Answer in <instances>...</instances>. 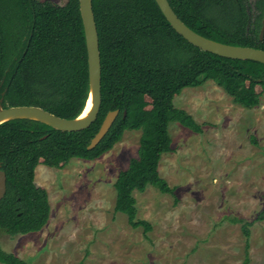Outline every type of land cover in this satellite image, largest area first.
<instances>
[{
    "label": "trees",
    "instance_id": "1",
    "mask_svg": "<svg viewBox=\"0 0 264 264\" xmlns=\"http://www.w3.org/2000/svg\"><path fill=\"white\" fill-rule=\"evenodd\" d=\"M178 17L208 39L264 50V0H168ZM102 64V105L97 120L79 132H63L35 120L0 125V165L7 192L0 202V231L12 238L41 232L50 219L48 193L35 183L36 169H61L73 159L93 161L111 151L126 132L141 131L138 157L115 183V212L147 235L152 225L138 219L134 193L154 187L176 198L160 174L172 151L170 125L202 133L192 115L175 106L188 88L213 81L235 103L254 108L264 94V64L223 58L185 40L169 24L155 0H93ZM0 97L3 107L36 106L76 119L90 94L89 64L79 0L56 5L41 0H0ZM120 115L101 143L89 150L107 114ZM126 112V116L124 113ZM264 219V211L258 220ZM247 240L252 222L235 218ZM0 264H28L0 247Z\"/></svg>",
    "mask_w": 264,
    "mask_h": 264
},
{
    "label": "rangeland",
    "instance_id": "2",
    "mask_svg": "<svg viewBox=\"0 0 264 264\" xmlns=\"http://www.w3.org/2000/svg\"><path fill=\"white\" fill-rule=\"evenodd\" d=\"M249 4L255 16V0ZM257 92L261 104L254 108L235 103L213 81L175 98L203 132L170 125L172 151L163 155L160 174L176 198L154 187L134 193L138 219L152 225L147 235L115 212V183L140 148L141 131H129L97 160L39 165L35 183L48 193L50 219L39 233L12 238L0 231V247L28 264H244L247 240L231 221L239 218L252 222L248 264H264L262 87Z\"/></svg>",
    "mask_w": 264,
    "mask_h": 264
},
{
    "label": "water",
    "instance_id": "3",
    "mask_svg": "<svg viewBox=\"0 0 264 264\" xmlns=\"http://www.w3.org/2000/svg\"><path fill=\"white\" fill-rule=\"evenodd\" d=\"M155 1L171 27L193 46L223 58L240 61H254L264 64V50L228 45L203 37L190 29L178 17L168 0ZM79 4L87 46L90 82L89 99L87 100L83 113L78 118L70 120L58 117L36 106H18L4 108V92L0 97V125L11 120L28 119L39 121L56 130H60L63 132H79L89 128L97 120L102 105V64L99 34L93 10V0H79ZM260 36L261 40H263L264 17L262 21ZM90 99L92 102V109L87 117L81 118ZM119 115L120 110L111 111L107 114L99 132L92 139L91 144L88 147L89 150H93L101 143V141L105 138V136L112 128ZM124 116H126V112L124 113ZM6 192V173L3 170H0V202L5 197Z\"/></svg>",
    "mask_w": 264,
    "mask_h": 264
},
{
    "label": "bare ground",
    "instance_id": "4",
    "mask_svg": "<svg viewBox=\"0 0 264 264\" xmlns=\"http://www.w3.org/2000/svg\"><path fill=\"white\" fill-rule=\"evenodd\" d=\"M91 109H92V102H91V99H90V101L88 102V105L86 107V110H85V112H84V114L82 115L81 118L87 117L89 112L91 111Z\"/></svg>",
    "mask_w": 264,
    "mask_h": 264
},
{
    "label": "flooded vegetation",
    "instance_id": "5",
    "mask_svg": "<svg viewBox=\"0 0 264 264\" xmlns=\"http://www.w3.org/2000/svg\"><path fill=\"white\" fill-rule=\"evenodd\" d=\"M255 2H256V0H255ZM250 13H251V11H250Z\"/></svg>",
    "mask_w": 264,
    "mask_h": 264
}]
</instances>
